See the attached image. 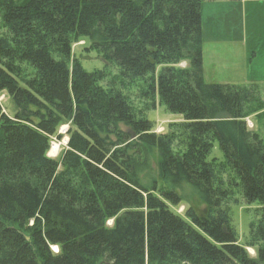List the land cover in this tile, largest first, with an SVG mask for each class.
Wrapping results in <instances>:
<instances>
[{"label":"trees","instance_id":"trees-1","mask_svg":"<svg viewBox=\"0 0 264 264\" xmlns=\"http://www.w3.org/2000/svg\"><path fill=\"white\" fill-rule=\"evenodd\" d=\"M217 1L0 0V264H264V245L248 251L264 241V99L204 79L203 6ZM82 40L179 119L156 132L105 69L83 66ZM233 187L260 205L250 245Z\"/></svg>","mask_w":264,"mask_h":264},{"label":"rangeland","instance_id":"rangeland-1","mask_svg":"<svg viewBox=\"0 0 264 264\" xmlns=\"http://www.w3.org/2000/svg\"><path fill=\"white\" fill-rule=\"evenodd\" d=\"M226 2L229 4L213 9L209 14L206 11L204 14V21L213 24L203 45L204 79L206 82L253 87L264 99V0H247V5L238 10L233 9V4L230 3L232 1L226 0ZM5 31L7 30L3 27L0 12V35H3ZM231 31H244V40L233 39L230 35L228 37L226 34ZM89 45L88 41L82 40L77 42L74 47V52L81 58L83 66L87 69H105L109 77L114 78L115 83L129 96L136 109H143L147 113V116L154 122L156 132L166 131L170 122L179 119L157 100L156 107L153 108L151 106L154 103L153 100L142 95L143 84L140 80L128 79L122 84L118 65L115 62L107 65L98 56L95 49L85 50V47H89ZM181 65L185 66L186 62H182ZM3 99L4 95L0 97V100L3 101ZM7 104L5 100L4 105ZM252 120L255 122L256 118L254 116L248 118L250 129L255 128ZM65 129L66 126L60 128L59 132L64 135L61 140L54 138L51 142L49 156L57 161L60 160L67 144L68 137L65 135ZM259 130L264 136L263 125H260ZM56 144L60 146V154L54 158L52 146ZM212 156L217 157L218 164H227L224 153L217 143ZM221 173L225 180L233 176V172L229 170L227 165ZM232 194L231 217L237 230L238 242L242 245H250L254 240L251 222L259 219L260 213L257 208L260 205L257 202L248 204L244 200L243 193L236 187L232 188ZM111 224L112 221L110 220L109 225ZM262 245H264V241H257L248 248L249 253L255 256L257 249ZM53 249L57 250L56 247Z\"/></svg>","mask_w":264,"mask_h":264},{"label":"crops","instance_id":"crops-1","mask_svg":"<svg viewBox=\"0 0 264 264\" xmlns=\"http://www.w3.org/2000/svg\"><path fill=\"white\" fill-rule=\"evenodd\" d=\"M231 4H233V9L235 10H238V9H241V7L244 8V6L247 5V0H244V1H234V2H230ZM224 4H229L227 3L226 1H217V2H206L204 3V6H203V22H204V25H205V28H206V39H207V36H208V33H209V29H211L213 27V24L210 23L209 21H204V14L206 13V11H208V14L209 12H211L213 9H217L221 6H223ZM242 18V16L240 17V19ZM225 34V32H224ZM230 35V37L232 36L233 39H241V40H244V36H245V32L244 31H231L230 33L226 34ZM224 40H229L227 38H223Z\"/></svg>","mask_w":264,"mask_h":264},{"label":"bare ground","instance_id":"bare-ground-1","mask_svg":"<svg viewBox=\"0 0 264 264\" xmlns=\"http://www.w3.org/2000/svg\"><path fill=\"white\" fill-rule=\"evenodd\" d=\"M52 149H53V157L54 158H57L58 156H59V154H60V146L58 145V144H56V145H53L52 146Z\"/></svg>","mask_w":264,"mask_h":264},{"label":"water","instance_id":"water-1","mask_svg":"<svg viewBox=\"0 0 264 264\" xmlns=\"http://www.w3.org/2000/svg\"><path fill=\"white\" fill-rule=\"evenodd\" d=\"M67 142H68V140H67Z\"/></svg>","mask_w":264,"mask_h":264}]
</instances>
